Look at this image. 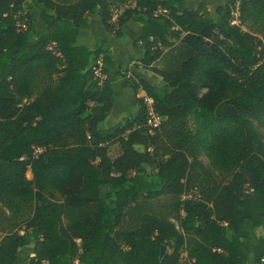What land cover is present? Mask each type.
<instances>
[{"label": "trees", "instance_id": "obj_1", "mask_svg": "<svg viewBox=\"0 0 264 264\" xmlns=\"http://www.w3.org/2000/svg\"><path fill=\"white\" fill-rule=\"evenodd\" d=\"M25 2L38 34L32 12L18 25ZM203 12L186 0H0V264L29 245L28 264H264V0H227L219 23ZM87 14L119 39L140 24L133 68L170 88L120 66L138 111L108 129L113 89L96 71L111 53L78 45ZM139 91L160 117L151 132Z\"/></svg>", "mask_w": 264, "mask_h": 264}, {"label": "crops", "instance_id": "obj_2", "mask_svg": "<svg viewBox=\"0 0 264 264\" xmlns=\"http://www.w3.org/2000/svg\"><path fill=\"white\" fill-rule=\"evenodd\" d=\"M192 1H199L200 2L199 4H201L200 0H192ZM186 7L190 8V9L198 8V7L190 6L188 3V0H186ZM30 12H32L35 15V17L31 20V22H32L31 29L33 30V26L37 25L35 27V30H37V32H35V30H33L34 34H38V33L42 32L43 30H45V25H42V23L40 21H36V19L38 17V10L33 7L32 11H30ZM217 19L218 20L214 21V22L219 23L220 18L217 17ZM87 20H88L87 28L84 29L78 35V38H77L78 45L81 47H87L89 49H93L99 43H102L104 45V47L110 51V53H111L110 61L112 62V65L111 66H104L105 70L107 71V74H106L107 76H109V74L111 73L113 75H116V77H117L120 66H123V68H126L127 70H129L131 72H134L137 76L138 73H140L141 68L135 69V68H133V66H131L129 69V65L130 64L133 65V59L135 57H138L140 52H141L140 49L134 48L133 44L138 39V37L140 36V33L142 31V26L140 24H138L137 22L130 20L127 24V28L124 30L123 38L119 39L116 36L106 32V30L104 29V27L101 23V19L99 18L98 15L87 14ZM127 74L129 75L128 72H127ZM139 78H143L146 80L145 76L139 77ZM116 83L118 84V86L122 87V90L124 93L133 95L131 89L124 87L123 81L120 78L117 77ZM111 84H112V82H111ZM138 96L143 97L144 102H146L148 100L142 91L138 92ZM114 107H115V98H114ZM122 111H124V110H122ZM112 112H113V109H112ZM112 112H111L110 116L112 115ZM122 113L125 114L124 112H120V114L118 113V115L115 116V119H114L115 122L113 124L106 125V122H109V119H110V116H109L101 124V127L104 129H108V128L113 127L116 124L124 121L125 119L129 118V117H126L125 119H123V115H121ZM108 124H110V123H108ZM30 256H32V255H30ZM14 264H28L27 258L24 257V259H18V260H16V262Z\"/></svg>", "mask_w": 264, "mask_h": 264}, {"label": "rangeland", "instance_id": "obj_3", "mask_svg": "<svg viewBox=\"0 0 264 264\" xmlns=\"http://www.w3.org/2000/svg\"><path fill=\"white\" fill-rule=\"evenodd\" d=\"M200 1H201V4H199L200 3L199 1H192V0H188V3L190 6H194V7H198L199 5H203L204 15L211 18L213 21L218 20L217 19L218 16H216V14H215V9L218 6H221V7L225 6V4L227 2V0H200ZM32 9H33V7L28 2L23 3L22 11L16 16L17 20H18V25L20 28L24 29L28 26L29 22L26 18V14L29 13L30 11H32ZM231 11H232L233 18L234 19L237 18V16H238V13H237L238 12V3L234 6V8L231 9ZM36 21H40L42 23V25H44L39 17H37ZM219 21H221V20H219ZM234 23L237 24L238 22L236 21ZM31 24H32V22H31ZM36 26L37 25L33 26V30H35ZM35 32H37V30H35ZM131 66H133V65L130 64L129 69ZM100 68L105 69L102 65L100 66ZM119 71H120V69H119ZM123 71H126L129 74L136 75L134 72H131V71L127 70L126 68H123ZM98 74L100 75V77L102 79H104V77H107L110 79V82H112L111 86L113 89V93L115 94L114 95L115 96L114 97L115 98V107L113 108L112 115L110 116L109 122H106V125L113 124L115 122L114 121L115 116L118 115V113L120 114V112L125 113V114H123V113L121 114V115H123V119H125L126 117H131V118L134 117L138 111V107L134 103V95L126 94L123 92L122 87L118 86V84L116 83V80H117L116 75H113L110 73L109 76H107V75L101 74L99 71H98ZM138 75H137V77H144L145 76L146 81H148L151 85L160 89V91H168L170 89L168 86H166L164 84V82L162 81V79L159 76L155 75L154 73H152L150 71L141 69V71H140V73H138ZM122 110H124V111H122ZM108 123H110V124H108ZM258 131L261 133V135L263 137V142H264V132L260 128H258ZM137 149L142 151V148H137ZM118 154H119V150L117 149L116 146L112 147L109 151V155L111 158H114ZM200 159H201L202 163L204 164V166L209 168L208 160L205 157H203L202 155H201ZM145 171H146V175H151L152 173H154V170L150 169L149 167H145ZM214 176L216 177V179L218 181L223 179V177L220 176L217 172H214ZM26 177H27V179L31 178L30 172H27ZM108 191H110L109 187H101L100 188L101 193H106ZM255 234L258 236L264 237V227L257 228L255 230ZM31 247H32V245H29V246L21 249L19 251L18 259H24V257H26V255L29 254ZM166 252L170 253V250L167 249ZM248 264H251V262H248Z\"/></svg>", "mask_w": 264, "mask_h": 264}, {"label": "built area", "instance_id": "obj_4", "mask_svg": "<svg viewBox=\"0 0 264 264\" xmlns=\"http://www.w3.org/2000/svg\"><path fill=\"white\" fill-rule=\"evenodd\" d=\"M97 65L100 67L101 66V61L100 59L97 61ZM96 74L98 75V71H96ZM146 104V123L145 125L148 127V129L153 131L160 125V117L155 113L153 109V102L151 100H147L145 102ZM41 151V149H36L35 151V156ZM186 196H183V199H185ZM181 260L186 259V254L182 253L180 256ZM188 264H193L194 260H187Z\"/></svg>", "mask_w": 264, "mask_h": 264}, {"label": "water", "instance_id": "obj_5", "mask_svg": "<svg viewBox=\"0 0 264 264\" xmlns=\"http://www.w3.org/2000/svg\"><path fill=\"white\" fill-rule=\"evenodd\" d=\"M227 113L229 115H234L235 114V111L231 108V107H228L227 108ZM166 252V247H164L163 245L160 247V257H163L164 254Z\"/></svg>", "mask_w": 264, "mask_h": 264}]
</instances>
